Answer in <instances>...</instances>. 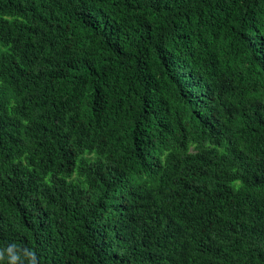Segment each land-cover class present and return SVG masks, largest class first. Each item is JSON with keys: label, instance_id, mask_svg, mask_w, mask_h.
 Here are the masks:
<instances>
[{"label": "trees", "instance_id": "1", "mask_svg": "<svg viewBox=\"0 0 264 264\" xmlns=\"http://www.w3.org/2000/svg\"><path fill=\"white\" fill-rule=\"evenodd\" d=\"M0 264H264V0H0Z\"/></svg>", "mask_w": 264, "mask_h": 264}]
</instances>
